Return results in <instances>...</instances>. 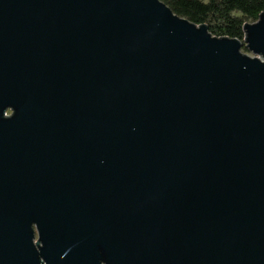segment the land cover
I'll return each instance as SVG.
<instances>
[{"label": "water", "instance_id": "water-1", "mask_svg": "<svg viewBox=\"0 0 264 264\" xmlns=\"http://www.w3.org/2000/svg\"><path fill=\"white\" fill-rule=\"evenodd\" d=\"M243 31L0 0V264H264V13Z\"/></svg>", "mask_w": 264, "mask_h": 264}, {"label": "trees", "instance_id": "trees-1", "mask_svg": "<svg viewBox=\"0 0 264 264\" xmlns=\"http://www.w3.org/2000/svg\"><path fill=\"white\" fill-rule=\"evenodd\" d=\"M161 1L168 5L176 15L198 26L207 25L213 36L242 42L244 25L255 23L264 13V0Z\"/></svg>", "mask_w": 264, "mask_h": 264}, {"label": "rangeland", "instance_id": "rangeland-1", "mask_svg": "<svg viewBox=\"0 0 264 264\" xmlns=\"http://www.w3.org/2000/svg\"><path fill=\"white\" fill-rule=\"evenodd\" d=\"M242 53L247 54V55L250 56V57H254V55L251 54L249 51L246 52L245 47L242 48Z\"/></svg>", "mask_w": 264, "mask_h": 264}]
</instances>
